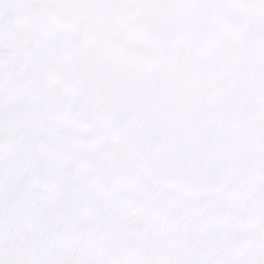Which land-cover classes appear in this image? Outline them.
I'll list each match as a JSON object with an SVG mask.
<instances>
[{
  "label": "snow or ice",
  "instance_id": "6c2138e0",
  "mask_svg": "<svg viewBox=\"0 0 264 264\" xmlns=\"http://www.w3.org/2000/svg\"><path fill=\"white\" fill-rule=\"evenodd\" d=\"M0 264H264V0H0Z\"/></svg>",
  "mask_w": 264,
  "mask_h": 264
}]
</instances>
